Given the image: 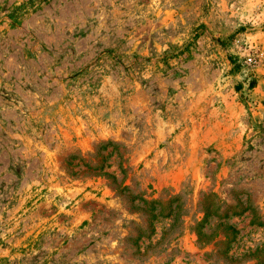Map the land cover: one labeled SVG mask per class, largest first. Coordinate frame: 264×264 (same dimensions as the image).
I'll return each mask as SVG.
<instances>
[{"label":"rangeland","instance_id":"1","mask_svg":"<svg viewBox=\"0 0 264 264\" xmlns=\"http://www.w3.org/2000/svg\"><path fill=\"white\" fill-rule=\"evenodd\" d=\"M0 264H264V0H0Z\"/></svg>","mask_w":264,"mask_h":264},{"label":"trees","instance_id":"2","mask_svg":"<svg viewBox=\"0 0 264 264\" xmlns=\"http://www.w3.org/2000/svg\"><path fill=\"white\" fill-rule=\"evenodd\" d=\"M30 2L33 3L34 0H30ZM108 146H109V144L101 146L100 149L98 150L97 156H101V161L99 163H97V164L84 163V166L86 167V169L89 172H91V173H93V174H95L97 176H103L104 175V176L112 179V184L116 185V188H120V192L123 193V192L129 191L130 189H129V187L127 185L122 186L123 183H124V179L121 182V184H118V182H117L118 178H117L116 174L115 173H110V172H108L106 170V168H108L110 166V165H108L106 163L107 157L113 156L115 153H118L120 158H122V154L119 151V146H117V145H115L113 147V150L111 152H109L107 154V157H106L103 154V151L107 150ZM78 158H79L78 156H70L69 161H68V165H70L72 168L80 166V163H74L75 160L78 159ZM79 160H82V159H79ZM119 167H120V170H121L122 173H125L127 171L125 168L122 167L121 163H120ZM75 173H77V172H75ZM131 198H132L133 201H135L137 199L139 200L140 204L137 206V208L149 212V215H150L149 219H152V220L156 219L157 216L162 215L161 211L164 212L166 210V208H165L164 211H163V209H160V211L157 212L158 208L156 207V204L159 203V202L156 201V200H148V199H146V198H144V197H142L140 195H132ZM169 211H170L169 214L163 215V216H166L168 218L170 216H173V213H174L175 209L169 208ZM175 216H176V214H174V218H175ZM173 226H174V223H171L170 226L165 227L164 230L162 231L161 238L155 244L150 242L146 246V249L147 248H151V247H156L158 244H160V242H162L164 240V238L167 236V234H169L174 229ZM228 228H229L228 229V231H229L231 228L230 227H228ZM154 232L151 233V235L146 236L149 241H151V237L153 236ZM143 236H144V234L139 236L138 240H141ZM177 237H175V238H177ZM238 260H239V258H238Z\"/></svg>","mask_w":264,"mask_h":264}]
</instances>
